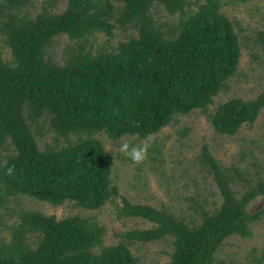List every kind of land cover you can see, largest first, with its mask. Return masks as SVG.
Here are the masks:
<instances>
[{"label":"trees","instance_id":"1","mask_svg":"<svg viewBox=\"0 0 264 264\" xmlns=\"http://www.w3.org/2000/svg\"><path fill=\"white\" fill-rule=\"evenodd\" d=\"M28 1L0 0V38L10 52L8 61L0 55V150L9 152L0 162L3 216L10 215L7 205L17 196L54 207L72 202L91 211L117 197L111 185L114 159L94 138L97 134L110 141L146 140L177 116L200 111L215 133L234 136L264 109L262 91L251 100L231 98L208 113L241 57L232 22L220 12L222 0L199 5L195 0H120L119 10L110 0H68L60 13L44 7L33 17L24 12ZM157 7L174 20L157 21ZM117 25L133 33L116 51L84 50L89 36L111 38ZM256 33L264 54V30ZM62 35L76 46L60 65L51 50ZM41 120L64 139L63 146L39 148ZM149 152L159 150L154 146ZM199 160L211 170L221 198L213 210L198 205L199 222L121 198L117 218H140L154 226L126 232L125 243L105 247L104 227L94 222L21 210L6 227L8 237L0 235V264H137L129 244L167 237L173 239L169 264H223L216 257L221 244L231 236L248 237L250 225L264 215V206L248 211L264 198V171L232 174L218 166L206 146ZM237 179L243 181L241 192L233 189Z\"/></svg>","mask_w":264,"mask_h":264},{"label":"rangeland","instance_id":"2","mask_svg":"<svg viewBox=\"0 0 264 264\" xmlns=\"http://www.w3.org/2000/svg\"><path fill=\"white\" fill-rule=\"evenodd\" d=\"M49 1L51 0H29L24 12L33 17L45 7L51 13H60L68 3V0H54L50 7ZM110 2L115 10H119L122 5L120 0ZM195 2L199 5L203 0ZM221 3L220 12L232 22L240 41L241 57L235 75L227 82L226 88L213 98L208 113H212L218 104L231 98L251 100L264 91V54L255 41L256 32L264 30V0H222ZM153 16L160 22L174 20L169 18L161 7L154 9ZM132 33L130 29L124 30L117 25L113 30V37L107 38L103 33L89 36L86 42L83 41V48L90 50L92 54L101 48L116 51L119 44L125 42ZM75 46V40H69L65 35L56 38L51 50L54 61L62 65L69 49ZM0 55L4 61L10 59L9 49L3 45L1 38ZM40 127L41 133L37 135L40 149H44L47 144H65L64 139L55 137L46 120L40 121ZM94 138L103 143L114 159L111 185L116 188L117 197L97 211L85 210L72 202L54 207L29 197L11 198L7 205L10 215L3 216L4 209L0 211V222H3L0 224L2 237H8L6 227L17 221L19 211L25 210L46 216L53 215L57 220L67 216L87 219L104 227L103 246H116L126 242L122 237L126 232L150 229L154 226L140 218H117L116 209L122 205L121 198L132 204L166 209L187 223L193 220L199 222L198 205L206 210H213L221 203L211 170L199 160L204 146L218 166L230 169L232 174L235 169L252 176L258 170L264 171V109L251 125H243L234 136L215 133L205 114L193 111L188 115L177 116L175 121L146 140L122 137L117 141H110L103 134H97ZM69 140L75 142L77 137L71 135ZM125 142L129 147L146 144L147 148L151 149L155 146L159 152H149L142 162L133 163L121 149ZM8 154V151L0 150L1 163ZM242 186L243 181L240 179L233 183L235 191L241 192ZM263 206L264 198H257L249 205L248 211L252 213ZM172 241L171 237H167L154 243L129 244L128 248L136 258L137 264H169L173 252ZM216 257L223 264H264V215L250 225L248 237H228L221 244Z\"/></svg>","mask_w":264,"mask_h":264},{"label":"clouds","instance_id":"3","mask_svg":"<svg viewBox=\"0 0 264 264\" xmlns=\"http://www.w3.org/2000/svg\"><path fill=\"white\" fill-rule=\"evenodd\" d=\"M121 149L127 156L130 157L131 161L135 163L144 159L147 151V145H132L131 147H129V144L125 142L121 145ZM8 171L11 172V168H9Z\"/></svg>","mask_w":264,"mask_h":264}]
</instances>
